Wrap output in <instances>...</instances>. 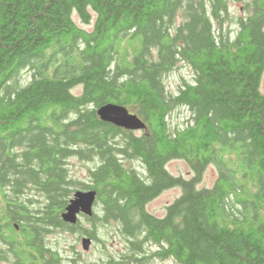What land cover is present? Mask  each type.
Returning <instances> with one entry per match:
<instances>
[{
    "label": "trees",
    "instance_id": "16d2710c",
    "mask_svg": "<svg viewBox=\"0 0 264 264\" xmlns=\"http://www.w3.org/2000/svg\"><path fill=\"white\" fill-rule=\"evenodd\" d=\"M91 11L90 31L71 17L89 23ZM180 62L193 77L172 93L166 77ZM263 71L264 0H0V216L30 212L18 197L34 182L62 226L65 162L95 157L102 223L118 221L133 255L264 264ZM108 102L137 114L141 133L101 120ZM179 108L189 117L173 126ZM175 158L190 178L169 173ZM210 163L217 177L198 187ZM171 187L181 194L163 217L149 213Z\"/></svg>",
    "mask_w": 264,
    "mask_h": 264
},
{
    "label": "flooded vegetation",
    "instance_id": "af4514ba",
    "mask_svg": "<svg viewBox=\"0 0 264 264\" xmlns=\"http://www.w3.org/2000/svg\"><path fill=\"white\" fill-rule=\"evenodd\" d=\"M79 158V156H70ZM66 160V176L72 179V185L65 186L68 192L67 204L75 197L77 191H94L95 198L92 203V213L86 214L79 211L75 223L63 221L57 227L53 224V216L44 212L45 197L37 190L36 184L30 183V190L21 194L18 199L28 205L19 216H0V264H157L162 261H170L171 258L162 259L141 251L139 255H133L132 246L126 243V239L119 233L120 226L117 220L110 218L111 230L119 239V245L102 244L99 230L102 227V206L100 182L92 177L99 159H81L86 164V176L83 180H75L70 176ZM134 161V160H133ZM95 163L92 167L89 163ZM136 168V167H135ZM11 204H14L10 202ZM66 204V205H67ZM26 208V207H24ZM98 209V211H96ZM150 213V212H149ZM157 217V216H156ZM163 217V216H162ZM69 225L77 226V229H69ZM74 236L77 243H60L59 237ZM88 238L90 244L83 247L82 239ZM65 241V240H63ZM104 248V249H103ZM147 252L158 250L157 245H146L143 248ZM104 252V253H103Z\"/></svg>",
    "mask_w": 264,
    "mask_h": 264
},
{
    "label": "rangeland",
    "instance_id": "374dc122",
    "mask_svg": "<svg viewBox=\"0 0 264 264\" xmlns=\"http://www.w3.org/2000/svg\"><path fill=\"white\" fill-rule=\"evenodd\" d=\"M229 12L232 17L237 16L238 14H241L242 12V3L237 2H229ZM91 20L89 23H84L82 19L79 17V15L76 12H73L71 17L75 24L79 26L82 29H85L87 31H90L93 28V22L95 19V14L91 11ZM179 22V19L176 21ZM234 29V27H233ZM29 71L25 70L22 72L21 75V83L25 84L29 81ZM193 74L192 70L187 66L185 63H179V66L175 71H173L171 74H169L166 77V86L167 89L175 93L178 89V86L182 84L183 80H192ZM260 90L264 93V71L261 78V84H260ZM80 91L79 88L73 89V92L76 94ZM189 117V113L185 108H179L172 112L171 116L169 117V122L171 125H182L184 121ZM141 132L139 130H136V134H140ZM86 162L83 160L76 158V157H70L69 158V164L68 172L70 176L74 177L75 180H83L85 179V176L87 174L86 172V166L84 165ZM130 163L127 162L126 165H129ZM133 166L137 168L138 171L142 172V166L140 165L138 160H134L131 162ZM92 167L95 166V163H89ZM166 168L174 176H183L184 178H190L193 175L192 169L189 167V165L181 158H175L171 159L167 162ZM218 174V170L215 167L213 163L208 164L201 177V181L198 183V187H210L214 183L216 177ZM181 194V189L179 187H171L168 189L163 190L161 193H159L156 197H154L152 200H150L146 204V209L151 214L162 217L165 214V207L169 203H171L177 196ZM98 211V209H96ZM112 225L109 224H102V227L99 230V236L102 238V241H105L106 245H119V239L115 235L114 232L111 230ZM60 243H77L75 241L74 236H67V237H59ZM65 240V241H63ZM103 244V243H102ZM104 249V248H103ZM104 253V252H103ZM157 264H173L170 261H162L161 263Z\"/></svg>",
    "mask_w": 264,
    "mask_h": 264
},
{
    "label": "water",
    "instance_id": "95a60500",
    "mask_svg": "<svg viewBox=\"0 0 264 264\" xmlns=\"http://www.w3.org/2000/svg\"><path fill=\"white\" fill-rule=\"evenodd\" d=\"M97 114L101 120L125 129L141 130L145 128V123L137 114L131 113L124 105L118 103L108 102L101 105L97 108ZM94 198V191H77L75 197L67 204L61 216L65 221L75 223L77 220L76 214L79 211L86 214L92 213ZM82 244L84 248H87L90 244V240L88 238H83Z\"/></svg>",
    "mask_w": 264,
    "mask_h": 264
}]
</instances>
